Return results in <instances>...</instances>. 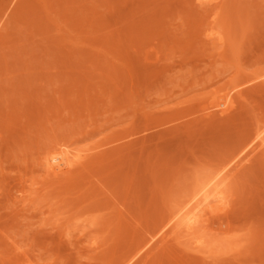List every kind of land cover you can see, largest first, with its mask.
Wrapping results in <instances>:
<instances>
[{"label": "rangeland", "instance_id": "obj_1", "mask_svg": "<svg viewBox=\"0 0 264 264\" xmlns=\"http://www.w3.org/2000/svg\"><path fill=\"white\" fill-rule=\"evenodd\" d=\"M0 264H264V0H0Z\"/></svg>", "mask_w": 264, "mask_h": 264}, {"label": "bare ground", "instance_id": "obj_2", "mask_svg": "<svg viewBox=\"0 0 264 264\" xmlns=\"http://www.w3.org/2000/svg\"><path fill=\"white\" fill-rule=\"evenodd\" d=\"M222 103V102H221ZM62 155V154H61ZM61 155H53V154H51V156L49 157L48 156V165H50L51 167H53L54 169H59L61 166H62V164H64V160H63V158H61L60 156ZM50 168V167H49ZM214 194V193H213ZM209 201V200H208ZM214 202V201H213ZM190 203V202H189ZM192 203V202H191ZM188 207V206H187Z\"/></svg>", "mask_w": 264, "mask_h": 264}]
</instances>
